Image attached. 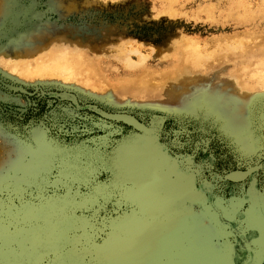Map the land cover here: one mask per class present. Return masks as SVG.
Listing matches in <instances>:
<instances>
[{"label":"rangeland","instance_id":"374dc122","mask_svg":"<svg viewBox=\"0 0 264 264\" xmlns=\"http://www.w3.org/2000/svg\"><path fill=\"white\" fill-rule=\"evenodd\" d=\"M263 89L264 0H0V264H264Z\"/></svg>","mask_w":264,"mask_h":264},{"label":"bare ground","instance_id":"6f19581e","mask_svg":"<svg viewBox=\"0 0 264 264\" xmlns=\"http://www.w3.org/2000/svg\"><path fill=\"white\" fill-rule=\"evenodd\" d=\"M4 62L2 61V63L6 65V61H4ZM46 62H49L54 66L58 65L55 68H53V70L50 72L52 74H54V73L58 74L59 72L66 70L67 63H66L65 59L58 58L57 60H55L54 58H52V55H50L49 61H46ZM2 63H1V65H2ZM5 67H3V68H5ZM8 68H10L11 72L16 73V75L22 77L21 79L35 77L39 74V72L41 70V66L39 68L37 66H34V67L30 66L28 61L27 62H25V61L24 62L23 61L17 62L16 64L14 63V65L11 64L10 67H8ZM67 79H68V77L66 78V80ZM263 91H264V89H263ZM237 175H239V174H237Z\"/></svg>","mask_w":264,"mask_h":264}]
</instances>
